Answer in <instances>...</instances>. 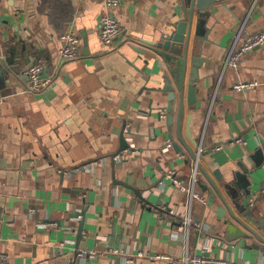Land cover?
<instances>
[{
  "label": "crops",
  "instance_id": "0c3cea01",
  "mask_svg": "<svg viewBox=\"0 0 264 264\" xmlns=\"http://www.w3.org/2000/svg\"><path fill=\"white\" fill-rule=\"evenodd\" d=\"M188 1L119 0L123 33L107 47L104 0H0L4 264H264L252 247L264 249V46L225 66L245 36L264 30V0H201L200 10ZM181 23L177 56L162 46ZM65 33L79 42L73 60L59 54ZM38 61L51 84L29 94L25 72ZM238 83L254 86L236 92ZM168 104L171 120L160 110ZM198 148L205 204L166 177L188 184Z\"/></svg>",
  "mask_w": 264,
  "mask_h": 264
},
{
  "label": "built area",
  "instance_id": "2783aa9c",
  "mask_svg": "<svg viewBox=\"0 0 264 264\" xmlns=\"http://www.w3.org/2000/svg\"><path fill=\"white\" fill-rule=\"evenodd\" d=\"M118 5L119 0H104V11L99 19L98 34L101 43L107 47L112 46L123 33V28L116 18V10L118 8ZM59 40L62 44L59 52L61 58H63L64 60H73L77 58L79 52V42L76 36L71 33H65L59 36ZM261 46H264V30L252 35L245 36L241 41L240 48L227 57V59L225 60V66H236V64L244 54ZM43 73L44 65L39 61L31 65L26 70L25 76L27 77V83L24 90L26 93H42L50 86L51 78L43 76ZM253 86V83H238L233 86V90L236 92H240L248 90ZM202 152V148H198L195 152V156L193 157L191 166L190 180L188 184L184 185L176 180L172 176V173H168L166 177L168 179H171L173 184L187 195L190 202L198 201L205 204L206 197L199 193V191L196 189L198 181L199 160ZM168 213L172 214V212L169 211ZM185 225L187 228L190 226L189 218L186 219ZM77 257L85 259L93 258L95 257V252L93 250H80L77 253ZM155 258L163 259L169 262L176 261L169 256H155ZM4 259L5 257L3 255H0V261L2 264H4ZM183 261L185 264H232L223 260L209 258L207 256H192L191 258L185 257Z\"/></svg>",
  "mask_w": 264,
  "mask_h": 264
},
{
  "label": "water",
  "instance_id": "95a60500",
  "mask_svg": "<svg viewBox=\"0 0 264 264\" xmlns=\"http://www.w3.org/2000/svg\"><path fill=\"white\" fill-rule=\"evenodd\" d=\"M193 2H194V0H189L188 1V4L190 5H192L193 4ZM203 5L204 4H202L201 3V0H197V4H196V7L200 10V9H202L203 8ZM186 26H185V24L184 23H181V24H179V25H177L175 28H174V32L171 34V36H169V38L167 39V42L162 46V48H163V50H165V51H169V54H173V55H177V56H181V53L180 52H178V51H175L174 49H173V44H171V43H175L176 45H182V44H185V40H187V38H186ZM183 56L184 55H182V59L180 60V62L182 63V65H184V63H185V56H184V58H183ZM166 57V59H167V61H168V63H169V61H172L173 60V58H171V57H168V56H165ZM196 66V65H195ZM192 75H193V77L191 78V80L188 82V104L189 105H191L192 103L190 102V100H191V98L193 99L194 98V95H195V92H196V88H195V86H193V84H194V82H195V80H196V71L195 70H193L192 71V73H191ZM179 83V91H180V93L181 94H183V83H182V81L180 80V81H178ZM167 100L168 101H170V103H171V101H172V95H168V97H167ZM183 104L181 103V105H180V109H179V115H182V106ZM160 110L161 111H167L169 114L167 115V117H168V119L169 120H171L172 119V115H171V111H172V104H168L165 108H160ZM128 148V144L126 143V141H125V138H124V134L122 133L121 134V136H120V147H119V149H118V151L119 152H121V151H123V150H126ZM234 200V199H233ZM237 199H235L234 201H233V204H234V206H235V208H237V210H241V208H240V205L238 204V202L236 201ZM231 217L234 219V220H236V221H238L239 223H241L240 221H239V219L234 215V214H231ZM225 225H227V227H226V233H231V232H235V230H236V228H234V226H233V224H231V222H229V221H227V222H225L224 223ZM241 224H243V223H241ZM244 225V224H243ZM245 227V226H244ZM246 228V227H245ZM247 230H248V228H246ZM248 232H251V234L252 235H254L255 236V234L252 232V231H250V230H248ZM240 236L242 237V238H248V235H245V234H243V233H241L240 234ZM229 239V236H228V234H226L225 235V237H224V240H228ZM263 242H264V240H263ZM253 248H255V249H262V251L264 252V249L263 248H261L260 246H252Z\"/></svg>",
  "mask_w": 264,
  "mask_h": 264
}]
</instances>
